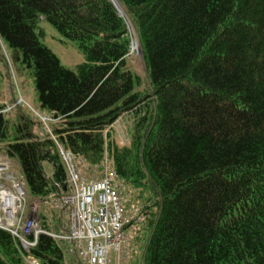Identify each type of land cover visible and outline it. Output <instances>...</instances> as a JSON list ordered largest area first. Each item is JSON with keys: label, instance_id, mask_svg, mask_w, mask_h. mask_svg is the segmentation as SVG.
<instances>
[{"label": "trees", "instance_id": "obj_1", "mask_svg": "<svg viewBox=\"0 0 264 264\" xmlns=\"http://www.w3.org/2000/svg\"><path fill=\"white\" fill-rule=\"evenodd\" d=\"M117 1L122 16L111 0H0V41L32 70L64 147L96 168L107 153L146 203L135 239L141 247L146 235L142 264H264V0ZM41 20L86 62L63 66L41 41ZM131 28L148 93L129 66ZM125 115L132 140L121 147L109 130ZM34 126L28 114H0V154L42 203L67 180L55 143ZM46 217L41 227L59 230L62 216L52 226ZM29 256L69 260L46 234L26 251L0 229V264Z\"/></svg>", "mask_w": 264, "mask_h": 264}, {"label": "built area", "instance_id": "obj_2", "mask_svg": "<svg viewBox=\"0 0 264 264\" xmlns=\"http://www.w3.org/2000/svg\"><path fill=\"white\" fill-rule=\"evenodd\" d=\"M26 105L35 122V136L55 143L66 172L64 189L50 193L42 204L66 214L67 219L59 230L43 229L41 202L29 206L24 178L12 173L13 160L0 154V229L17 237L25 250L35 247L39 236L46 234L65 250L67 258L79 264H112V255L116 264H129L137 253L135 239L146 216L136 207L128 208L124 182L109 167L108 158L100 175L89 176L87 161L67 150L55 134L53 125L59 119ZM29 236L34 240H28ZM28 262L37 264L33 257Z\"/></svg>", "mask_w": 264, "mask_h": 264}, {"label": "rangeland", "instance_id": "obj_3", "mask_svg": "<svg viewBox=\"0 0 264 264\" xmlns=\"http://www.w3.org/2000/svg\"><path fill=\"white\" fill-rule=\"evenodd\" d=\"M39 27L44 33V36L41 38L42 43L49 47L54 52V54L57 55L63 66L74 70L78 65L86 62L85 55L78 48V46L74 42L62 37L61 34H59L51 24L44 20H41L39 23ZM129 31L131 33L132 38L129 66L135 73H137L142 78V90L148 93L145 90L150 85L148 69L143 60L141 47L136 33L132 28ZM135 44H138V50L136 51L133 50ZM0 46L2 52V58L0 59V107H3V109L0 111V114H5L6 117L9 118L12 122L15 121L17 119V116L22 113L28 114L31 117L32 113L28 108H25L27 107L26 104L30 105L31 107L35 108L40 112H46L41 109L40 96L39 92L36 89L35 79L32 74V70L25 68L23 64L14 60L13 51L8 46H5L2 41H0ZM22 100H24L26 104L21 102ZM132 118L133 116L131 115L123 116L114 124L111 130H109L112 137L117 140L121 147H128L131 144ZM46 168L48 172H50L49 166H46ZM89 171H91L88 174L89 176H91V174H95L96 176H98L102 173L99 168H91L90 166ZM12 173H14L18 178L22 176L20 165L17 161H13ZM123 192L124 198L128 204V208H131L133 206L140 209V211L142 209V206L146 208L147 205L139 197V193L131 186H129L125 181L123 186ZM26 193L29 206H32L33 204H35L36 199L30 196L28 188H26ZM145 196L148 197L149 195ZM42 203H40L41 209L39 217L42 218L44 216H47L46 219L52 226L56 223L55 220H58L61 217V214L60 212L54 213V209H48V207L44 206ZM43 213L45 214L42 215ZM63 216L67 218L66 214ZM146 221L141 224V227H143ZM144 238H146L145 234L143 236V243H145ZM143 243H141V247L138 246L140 247L139 253L133 254L131 259L133 261L131 262V264H142L141 259L144 250ZM112 260V264H116L115 255H112ZM76 262V259H69L67 261V264H77Z\"/></svg>", "mask_w": 264, "mask_h": 264}, {"label": "water", "instance_id": "obj_4", "mask_svg": "<svg viewBox=\"0 0 264 264\" xmlns=\"http://www.w3.org/2000/svg\"><path fill=\"white\" fill-rule=\"evenodd\" d=\"M113 3H114V5L116 6V8H117V10H118V12H119V14H120V16H122L123 15V9H122V7H121V5L119 4V2L117 1V0H111Z\"/></svg>", "mask_w": 264, "mask_h": 264}, {"label": "bare ground", "instance_id": "obj_5", "mask_svg": "<svg viewBox=\"0 0 264 264\" xmlns=\"http://www.w3.org/2000/svg\"><path fill=\"white\" fill-rule=\"evenodd\" d=\"M133 50H134V51L138 50V44H135ZM11 235H12V234H11Z\"/></svg>", "mask_w": 264, "mask_h": 264}]
</instances>
